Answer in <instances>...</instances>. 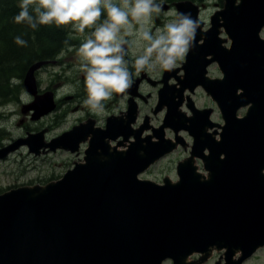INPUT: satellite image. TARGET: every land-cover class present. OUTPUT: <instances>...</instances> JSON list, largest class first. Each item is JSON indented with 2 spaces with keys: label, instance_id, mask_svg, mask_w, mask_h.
Instances as JSON below:
<instances>
[{
  "label": "water",
  "instance_id": "95a60500",
  "mask_svg": "<svg viewBox=\"0 0 264 264\" xmlns=\"http://www.w3.org/2000/svg\"><path fill=\"white\" fill-rule=\"evenodd\" d=\"M220 18L232 39L228 50L217 40ZM199 24L182 67L184 79L177 76L179 70L173 74L181 87L167 86L171 76L165 75L160 107L168 111L155 135L158 141L138 139L120 120L114 130L112 119L106 130L82 124L50 143L43 134L42 142L36 135L39 144L35 136L27 139L30 150L39 154L43 148L75 152L91 138L85 162L61 180L0 195V264H163L168 259L188 264L190 254H209L215 246L226 248L230 259L234 248L255 246L253 254L258 243L264 245V0H241L239 6L218 11L211 19L212 32H202ZM214 61L222 79L206 77V67ZM47 63L32 65L25 76L24 86L32 95L35 72ZM199 86L222 111L225 126L218 141L206 132L209 111L189 104L190 97L192 116L179 110L185 92L194 93ZM50 96H37L23 114L36 110L39 119L51 113L56 105ZM248 105L247 114L237 118V111ZM166 128L186 130L193 137L191 156L177 166L179 181L166 178L160 186L139 180L142 172L175 151L177 143L186 147L179 136L175 144L167 141ZM119 137L124 139L120 146L130 142L127 149L111 150L109 142ZM196 158L208 178L197 173Z\"/></svg>",
  "mask_w": 264,
  "mask_h": 264
},
{
  "label": "flooded vegetation",
  "instance_id": "af4514ba",
  "mask_svg": "<svg viewBox=\"0 0 264 264\" xmlns=\"http://www.w3.org/2000/svg\"><path fill=\"white\" fill-rule=\"evenodd\" d=\"M116 1L119 2V0H116ZM211 1L212 0H198L197 2H195V1H190V0H182L180 2H177L176 0H155L157 4L162 5L161 12L167 11V13L165 14L164 13L161 14V12L159 14L154 13L153 19L150 20L147 27H149L153 32H155L156 29H162L164 24L174 19L176 14L183 13L182 10L187 8L190 11L192 10L190 14L193 18L197 17L198 20L200 19L199 22H201L202 24L201 30L202 32L207 33L212 30L211 22H209V20H207V22L203 20V16H205V10H207V7H209L208 9L210 8L216 9L215 11V14H216L218 11L223 10V8L236 7V6H239L241 3V1L238 2V0H213L212 3ZM210 3H211V6H210ZM199 7L201 8V11ZM211 16L212 15L209 14V18H211ZM104 18H106V14L105 16H102L101 21H98L97 23L102 22ZM203 24H205L204 29H203ZM64 27H65V30L63 28H62L63 30H61L62 36L60 38L59 46L57 49H55L52 52L55 57L53 59H49V62L51 64H54L53 68H51L53 72H47V69H49V66H51L49 63L48 65L43 66L41 70H39L36 74L37 90L39 91V94H41V96L51 95L52 98L55 100L56 109L51 115H53L55 112H61V109L65 110V112L61 114L59 122L61 121L65 122L68 118L67 115L69 114V112H71V114L76 115L77 120L75 121V124H72L67 131L71 130V128L80 126L82 124H87V125L94 124L95 128L106 130L109 120L112 119L111 128L114 130H116V127H117L115 126L116 125L115 120H120V121H123V123L129 127V130L133 133V136L135 135L139 136L138 139L139 138L145 139V138H149L150 136H153L154 138V136L157 133H159L160 126L163 124V121L168 111L167 106H165L166 108H163V109L160 107L161 105L160 98L162 96L161 91L166 87L164 83L165 75L168 72V74L171 76L169 77V80L167 81V86L174 85L172 84L173 82L177 84V80H175L174 79L175 77L173 76L174 71L182 70L184 72L182 67L186 63V59L189 53L191 52V49H193L192 48L194 46L193 43H192V46L189 52L184 58L185 63L183 65H182L183 60H181V61H178L177 67L172 71L157 70L154 72H141L139 75H136L135 69L133 67V61L138 55H141L143 53V48H144V42L138 43L136 47H134L133 49L129 51L128 56H126V59L129 61V70L133 73L132 86L123 94L114 93L112 99L104 102L105 104L104 111L99 112V113H94L88 107H86L83 103L84 100L87 99V91H86L85 82H84L85 81L84 74L83 73L79 74V72L81 71L79 70V61H78V49L80 47V44L85 40V38L88 35H90L92 29H85L84 34H80V33L73 31L72 25H64ZM67 29L69 30L67 31ZM223 35L225 36L223 40H226L224 44L227 43L229 45L230 43V45L227 46V50H228L231 48L232 41L229 39L228 35H226L224 32H223ZM66 36H67V40H65ZM210 53H213V52L211 51ZM213 55L212 54L208 55V59L212 61V59L215 58ZM214 63L217 64V62L214 61V62H211L206 67V71H205L206 77L210 78L211 80L221 79L219 78V76H217V78L211 77V75L214 74V72L211 71L210 69L211 67L215 66ZM218 69H219V72H221L219 66H218ZM74 71H79L77 72L79 76H77V74H73ZM41 72H47V78H45L44 80H47V82H49V84H47V87H45L44 89H43V86H45V84H41V76H40ZM48 75H49V78H48ZM184 75H185V72L184 74H181V76H183V79H184ZM53 76H55L54 82H53ZM177 76L179 77V72L177 73ZM221 76H223L222 72H221ZM21 81L22 83H21V86H19L20 87L19 93H23L25 96V92H27V96H25V98L32 99L33 101L30 103L32 104L37 94L32 95L31 93H29L23 85V80ZM65 89H67L68 92ZM198 89H201L202 92L204 91V89H202L201 86H199ZM84 90H85V94H83ZM201 91H195L192 95L194 97L199 96V94L202 93ZM61 92H65V96H60ZM201 95L207 99L206 104H208L204 106V108H202L201 110V111H206V112L209 111L208 112L209 122L207 123L208 124L207 126H210L212 124L213 122L212 118L213 116L218 115V112H219V118H217V121L222 120L223 122L222 125L219 123H215L217 124V126L221 127L222 129L221 132L220 131L217 132V128H218L217 126H215V129H213V131H210L209 129V132L213 133L214 137L218 141L220 138V134L223 132V126H224L221 109L219 108L217 102L211 99V97H209L206 92ZM188 97L189 96H187V92H185V99H187ZM183 104L186 107L183 108V105H182L181 109L179 108L180 112L183 114L185 113L186 117L189 118L192 115L191 110L188 109L187 102L184 101ZM69 108H71V110H69ZM24 116L25 117L21 119L22 122L20 120L18 125L23 126L24 130L26 131V135L29 134V130H31V132L33 133H37L38 130L41 128H44V130H49V131L51 130V128H49L48 126L47 128H45V126H43L42 124L43 122H45L43 119L47 118V116L43 117V119L39 117H38L39 119H36L35 116H33L32 111H30ZM5 118H6L5 116L0 115V123L3 121L5 122L6 120ZM57 118H59V116H57ZM29 119L30 121L37 120L36 122L37 124L33 122L35 129L30 128L29 124L27 123ZM39 122H41L40 128H39ZM63 122H61V124H63ZM167 132L171 134L170 129L167 130ZM216 132L217 134H215ZM185 134H187V132H185ZM153 138H152V141H155L153 140ZM167 138H169V136H167ZM120 140L121 139L115 142L112 141L110 145L115 146ZM89 141H90V138L87 139L85 143L81 142L78 146V149H76L77 151L75 152H71V151H68L62 148H59L61 150L58 149L57 152L63 151V152H67L68 154H70V156L73 158L70 161H68V165L69 166L72 165L73 167L77 163L83 161V158L85 156V151L90 147ZM192 143H193V140H192ZM128 145L129 143H127V146ZM21 148H27V147L22 146ZM188 151L190 150L188 149L185 152H188ZM41 152H43L44 154H49V152H47V148L42 150ZM8 157L9 156L5 155L4 158L0 160H5ZM30 184L33 185V183H30ZM9 190H11V186L6 190L0 189V195ZM253 248H255V246H253ZM253 248L251 247V249L248 251L245 250L244 248L243 250L240 249L241 252L239 251L235 252L231 256L230 259L227 258L226 252L225 253L223 252L211 253V255L209 256L212 261L211 260L209 261H211V264H245L248 260L253 258L254 255L255 256L257 255L255 253L253 254L251 253ZM259 248L264 249V247H258V249L255 252H259ZM215 252H217V250H215ZM235 254H237V256L234 258ZM209 261L208 260L204 261L203 255L197 254V253H195L194 255H192L191 258H189V262H190L189 264H209ZM164 264H173V263L171 261H167Z\"/></svg>",
  "mask_w": 264,
  "mask_h": 264
},
{
  "label": "clouds",
  "instance_id": "9594fccd",
  "mask_svg": "<svg viewBox=\"0 0 264 264\" xmlns=\"http://www.w3.org/2000/svg\"><path fill=\"white\" fill-rule=\"evenodd\" d=\"M19 8L15 22L33 29L53 23L72 25L80 34L92 29L80 44L78 61L87 91L83 103L94 113L103 112L104 102L114 93L123 94L132 86L133 73L126 56L138 43L144 42V48L133 61L136 75L172 71L189 52L200 27L190 13H178L153 32L147 25L162 8L155 0H21ZM16 43L27 44L19 36Z\"/></svg>",
  "mask_w": 264,
  "mask_h": 264
},
{
  "label": "rangeland",
  "instance_id": "374dc122",
  "mask_svg": "<svg viewBox=\"0 0 264 264\" xmlns=\"http://www.w3.org/2000/svg\"><path fill=\"white\" fill-rule=\"evenodd\" d=\"M176 1L180 2L182 0H176ZM190 1L197 2L198 0H190ZM239 1H241V0H238V2ZM115 2L118 3V1H116V0H115ZM212 2H213V0L211 1V3ZM211 3H210V6H211ZM208 8L209 7H207V10H205V16H203V20L206 22H207V20H209V22H211V18L215 15L216 9H211V8L208 9ZM199 9L201 11L200 7H199ZM217 10H219V9H217ZM223 10H225V8H223ZM191 11H190V13H191ZM163 13L165 14V13H167V11L161 12V14H163ZM209 14L212 15L211 18H209ZM152 19H153V16H152L151 20ZM221 22H223V24H221ZM219 23H220V25L218 28L217 40H218V37H220L223 40V38H225V36L223 35V32L225 30L224 20L222 18H220ZM204 27H205V24H203V29H204ZM62 28L65 30L64 25L61 26L60 30H63ZM68 30L69 29H67V31ZM67 34H69V33H67ZM212 37H213V40H211V38H210V40L215 41L216 40L215 35L212 34ZM261 38L264 39V30H263V34H261ZM65 40H67V36L65 37ZM203 42H204V40H203ZM46 44H45V46H47ZM229 45H230V43H229ZM229 45L227 43L224 44V40H223V43L221 46H226V48H227V46H229ZM57 48H58V46L55 47L54 50ZM50 49H52V48H50ZM47 62H49V60H47ZM184 63H185V59H183L182 65ZM214 64H215V66L211 67V69H210L211 71L214 72V74H212L211 77L217 78V76H219V78L222 79L223 76H221V72H219V69H218L219 65L217 66L218 63L217 64L214 63ZM50 65L51 66H49V69H47V72H53V70H51V68H53L54 64L50 63ZM39 70H41V68ZM181 71L182 70L179 71V78L183 79V76H181V74H184V72L183 71L181 72ZM47 72H41V74H40L41 84H45V86H43V89L45 87H47V84H49V82H47V80H44L45 78H47ZM77 72H79V71H74L73 74H77ZM35 74H37V72H35ZM79 74H82V72H79ZM79 74H77V76H79ZM77 76H75V77H77ZM48 78H49V75H48ZM172 78H174V77H172ZM54 79H55V76H53V82H54ZM21 80H23V79H21L19 77H17V79L16 78L12 79V81H10V88H9L7 95L5 96V94H3V96H1V94H0V115H3L6 117L5 122L3 121L0 123V146H1L0 152H2L3 150H6L5 155L9 156L5 160H0V189H3V190L8 189L10 186H11V191H13L12 188H15V190H17V186L20 187V186H26L27 185V187H29V186H32V184H30V183H34L33 185H35V186L36 185H44L47 182H50L52 180H58V179L62 178V176L68 170L72 169V165L69 166L68 161H70L73 157H71L70 154H68L67 152L58 151L57 153H53L54 151L51 152V149L48 148L47 152H49V154H43L41 152V150H40L41 153H39V154L33 152V150H31V154L29 153V150L27 149V148H29V145L27 144V138H25V140L22 139V138L27 136L26 131L24 130L23 126H19L18 124H19V121L25 117L23 115L22 111L24 109H26L27 106H29V104L33 100L25 98V96H27V92H25V96L23 93H19V91H20L19 86H21V83H22ZM36 80H37V78H36ZM172 84H174L176 88L181 87V85L178 82H177V84H175V82H173ZM198 88L199 87H197L194 90V92L195 91H201V89H198ZM65 90H67V89H65ZM35 92H36L38 97L41 96V94H39L38 90H36ZM67 92H68V90H67ZM186 92H187V96H191V100L189 101V104H193L196 109L202 110V108H204V106L208 105V104H206L207 99L201 95V94H204L205 91H203V92L201 91L202 93H200L199 96H196V97H194L191 94V92H189L188 90ZM239 92H242V91L240 90ZM49 94H51V93H49ZM83 94H85V90L83 91ZM174 94H177V98H175V99L178 101L179 100V97H178L179 93L175 92ZM37 96H35V100H36ZM60 96H65V92H61ZM48 97H47V99H48ZM50 98H51V96H50ZM51 100L53 101V98H51ZM185 102H188V100L185 99ZM169 103H171V102H169ZM24 105H27V106L24 107ZM184 107H186V106L183 104V108ZM249 107H250V105L247 106V110ZM45 108H47V107H45ZM164 108H166V107H164ZM180 109H181V107H180ZM188 109H187V111H188ZM69 110H71V108H69ZM69 110H68V112H69ZM185 110H186V108H185ZM247 110L245 109V107H242V109L240 111H237V112H239V117H237V118L241 119L243 117V114L246 113ZM31 111L33 112V110H31ZM64 112H65V110L61 109V112H55L53 115H51V113H49V116L45 115V116H47V118H44V119H43V117L41 118L45 121L42 123L43 126H45V128H47V126L49 128H51L50 131L44 130V128H41L38 130L37 133H33V132H31V130H29V134H37L39 136H41L43 134V136H45L44 139L49 141V142H51V140H53V138H57L58 136H61V134L67 132V130L70 128V126L72 124H75V121L77 120V116L74 114H71V112H69V114L67 115L68 116L67 120L65 122L61 121V122H63V124H61V122H59V120H60L61 114ZM35 115H36V112H35V114H33V116H35ZM57 116H59V118H57ZM56 118H57V120H56ZM217 118H219V112H218V115H215L212 118L213 122L211 125H212V128H214V129H215V126H217V124H215V123H219L221 125L223 124L222 120L217 121ZM21 122H22V120H21ZM33 122H35V124H37L36 123L37 120H31L30 121V119H29V121H27L30 128L35 129ZM40 123L41 122H39V128L41 125ZM187 124H190V122H188ZM217 127H218L217 132L218 131L221 132L222 131L221 127L220 126H217ZM72 129L73 128H71V130ZM64 130H65V132H64ZM167 130H169V128H167ZM167 130H164L165 139L167 141H171V138H173V140H175V138L177 136H179V139L185 140L186 147H188L190 150H192L193 137L191 135H189L188 131L181 130V134H179V132L178 133L175 132V134H177V136H175V134H173L172 129H171V134H169V132H167ZM185 132H187V134H185ZM206 132L213 135V133L208 132L207 130H206ZM217 132L215 134H217ZM43 136H41V142L43 141ZM167 136H169V138H167ZM151 137H153V136H151ZM119 138H121V140H124L122 137H119ZM119 138L115 141H118ZM133 138H131V140H133ZM154 138H155V136H154ZM154 138H153V140L157 141V139L156 138L154 139ZM21 139L23 140V144H27V148H21L20 149V147L22 146L21 145L22 143H17V142H19ZM35 140H37V142L39 144V138H37V136H35ZM121 140L119 142H121ZM215 140H217V139L215 138ZM219 140H220V138H219ZM115 141L113 140V142H115ZM108 142H109V140H108ZM175 142H177V140H175ZM175 142H173V143L175 144ZM127 143L130 144V142H127ZM127 143L124 145L125 150L128 147ZM109 144H111V142H109ZM179 145L180 144L177 143V148L175 149L174 154L165 155L164 157H162L160 160V163L158 162L154 167L151 168V170H148L146 173H144L140 177L142 179H146V180L150 179L149 181L155 180V181H157V183H162L163 178L167 176V178L169 177V178H171V180H173V183H177L179 181L178 176H177V172H175L177 162L182 161L184 158H186L189 155V151L185 152L182 148H179ZM17 146H20V147L15 150V148ZM35 146H37V145L35 144ZM9 148H13L14 151H12L11 153L7 152V151H9L8 150ZM35 150H37V148H35ZM59 150H61V149H59ZM206 152H208V151H206ZM196 159L200 160L199 167L202 170L203 169V162L199 158H196ZM184 160H186V159H184ZM195 164H196V162H195ZM153 168H154V170H153ZM149 172H151V173H149ZM161 177H163V178H161ZM159 178H161V182H159ZM248 244H250V243H248ZM217 248L218 247H216V246L212 247L211 253H218V252L219 253L220 252L225 253L226 252V248H223V250H217ZM250 249H248V250H250ZM215 250H217V252H215ZM234 250H235V252H238V251L241 252L240 248H234ZM194 254H195V252L193 254H190L187 257V259L191 258L192 255H194ZM197 254H203L204 261L205 260H208V261L211 260L209 254L200 253V252H197ZM255 254H257V255L256 256L254 255L253 258L248 260L245 264H264V249L259 248V252H255ZM236 256H237V254H235L234 258ZM211 261H209V264H211ZM189 263L190 262H188V264Z\"/></svg>",
  "mask_w": 264,
  "mask_h": 264
},
{
  "label": "trees",
  "instance_id": "16d2710c",
  "mask_svg": "<svg viewBox=\"0 0 264 264\" xmlns=\"http://www.w3.org/2000/svg\"><path fill=\"white\" fill-rule=\"evenodd\" d=\"M20 2L21 0H0L1 96L7 95L12 79L19 77L24 80L33 64L53 59L55 56L52 52L59 46L62 36L61 26L54 23L38 25L35 29L26 23L17 24L14 17L20 12ZM18 36L27 42L26 46L16 43Z\"/></svg>",
  "mask_w": 264,
  "mask_h": 264
},
{
  "label": "bare ground",
  "instance_id": "6f19581e",
  "mask_svg": "<svg viewBox=\"0 0 264 264\" xmlns=\"http://www.w3.org/2000/svg\"><path fill=\"white\" fill-rule=\"evenodd\" d=\"M240 109H242V108H240ZM111 126V125H110ZM209 129H210V131H213V129L214 128H212V127H210V126H207L206 127V130L209 132ZM220 134V133H219ZM213 137H214V135H213ZM215 138V137H214ZM68 140L69 139H67L66 140V142H68ZM65 141V140H64ZM72 143H73V141H72ZM122 147H124V148H122ZM117 149L118 151H120V150H124L125 149V146H120L119 144H117V145H115V146H111V150H113V149ZM197 160L198 159H196V166H197V173H199V174H201L202 175V177H204V178H208V172L205 170V169H202L201 170V168L198 166V163H197ZM217 250H220V249H218L217 248ZM222 250V249H221ZM227 254V253H226ZM209 255H211V252L209 253ZM189 262V259H187V263Z\"/></svg>",
  "mask_w": 264,
  "mask_h": 264
}]
</instances>
